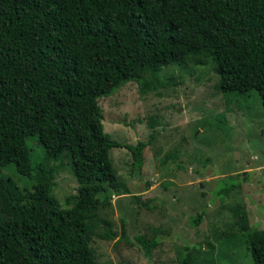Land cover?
Here are the masks:
<instances>
[{
    "label": "trees",
    "instance_id": "16d2710c",
    "mask_svg": "<svg viewBox=\"0 0 264 264\" xmlns=\"http://www.w3.org/2000/svg\"><path fill=\"white\" fill-rule=\"evenodd\" d=\"M191 58L214 64L225 95L257 90L264 110V0H0V169L14 165L33 181L24 190L0 173V264H101L94 236L116 233L109 221L97 231L99 210L133 194L110 152L126 148L139 172L156 136L114 139L100 99L129 82L158 90L164 68ZM61 152L79 182L65 207L48 166ZM240 231L252 264H264V229L242 215ZM135 240L146 256L159 244L146 234ZM189 262L184 255L178 264Z\"/></svg>",
    "mask_w": 264,
    "mask_h": 264
},
{
    "label": "rangeland",
    "instance_id": "374dc122",
    "mask_svg": "<svg viewBox=\"0 0 264 264\" xmlns=\"http://www.w3.org/2000/svg\"><path fill=\"white\" fill-rule=\"evenodd\" d=\"M161 80L166 83L158 90L145 93L139 83L129 82L100 99L105 130L114 139L136 144L153 133L156 138L145 149L139 172L126 148L110 152L133 194L114 195L100 208L97 231H104L109 221L116 237L94 236L97 259L101 264H178L188 255V264H252L240 229L242 215L250 227L264 229V110L259 92L254 89L244 97L221 93L214 64H198L193 58L164 68ZM30 143L34 159H41V145ZM53 149L61 150L57 137ZM48 166L56 183L53 194L64 207L71 206L67 200L78 193L79 182L69 157L61 152ZM0 173L24 190L33 188V181L14 165ZM231 185L236 188L228 193ZM201 213L202 221L195 224ZM138 233L158 239L151 256L136 242Z\"/></svg>",
    "mask_w": 264,
    "mask_h": 264
}]
</instances>
